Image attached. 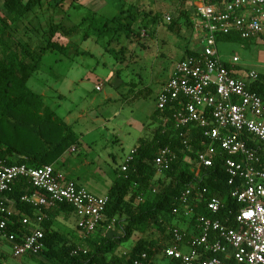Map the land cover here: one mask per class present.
<instances>
[{"label": "built area", "instance_id": "1", "mask_svg": "<svg viewBox=\"0 0 264 264\" xmlns=\"http://www.w3.org/2000/svg\"><path fill=\"white\" fill-rule=\"evenodd\" d=\"M221 3L222 9L212 4L197 7L203 31L201 49L194 51L195 56L176 63L156 95V109L179 103L172 118L185 146L192 127L199 128L209 140L205 150L196 155L198 166H211L218 151L228 155L225 170L233 186L231 197L240 209L234 216V226L218 218L198 216L190 234L173 228L172 240L161 254L179 264H264V168L255 166L259 158L256 149L248 144L264 143V74L249 70L238 75L227 65L236 64L239 58L233 56L228 63L217 47V35L237 34L243 40L264 38V0H221ZM134 152L135 148L122 164V171L127 169ZM175 158V152L164 147L154 162L158 168H167ZM18 179H26L34 188L33 193L23 195L21 200L36 207L39 213L37 219L28 216L20 219L21 225L30 229L20 234L8 231L4 217L11 214L5 193ZM189 193L184 191L180 199L184 218L194 214V209L187 208ZM199 199L212 215L223 204L217 196ZM108 201L107 195L93 194L51 165L33 167L0 160V238L10 244L14 258L37 255L44 248V235L38 227L43 220L42 208L68 204L77 217L78 230L85 235L102 224ZM31 224L38 226L30 228ZM112 224L114 220L107 228ZM79 251L84 250L78 248L72 254ZM133 264H148L146 253Z\"/></svg>", "mask_w": 264, "mask_h": 264}, {"label": "trees", "instance_id": "2", "mask_svg": "<svg viewBox=\"0 0 264 264\" xmlns=\"http://www.w3.org/2000/svg\"><path fill=\"white\" fill-rule=\"evenodd\" d=\"M44 1L46 0H2L5 14L0 16V160L6 164H26L33 167L52 165L76 140L70 126L44 103L41 94L27 85L31 76L39 71L42 57L48 51L64 52L66 46L51 41L48 37L45 46L37 52L30 50L26 44L15 41L9 31L11 22L19 21ZM144 18L145 21L141 20L132 9L121 10L120 15L112 19L117 22V27L105 29L113 31L112 37L116 33L125 32L127 38L133 39L139 30L148 31L151 23L155 21V18ZM136 21L137 31L133 29ZM60 27L59 24L50 26L46 35L54 36ZM168 27L172 29L174 24ZM94 30L97 31V28ZM102 32L103 29L98 30V34ZM244 41L237 34L217 35V42ZM195 55L194 51L187 50L183 58ZM227 67L230 69L229 65ZM178 107L179 103L176 102L172 107L156 109V115L167 119L164 127L159 128L151 138L138 139L132 160L125 171L121 170V166L115 169L116 176L108 189L109 201L103 222L109 224L114 220V225L121 230V234L103 236L100 240L87 244V249L82 248L85 252L72 254L73 250L81 248L79 243L54 248L55 241L64 239L65 234L54 229L53 220L48 217L41 221L39 227L43 230L44 248L38 254L49 249L47 254L57 259L59 264H133L136 258L146 253L148 264H154L153 258L160 255L162 249L171 242V230L179 228L177 224H173L176 216H181L191 224L196 217L205 216L218 218L221 222L234 226V216L240 205L231 197L233 186L229 184V176L225 170L228 155L218 151L211 166L192 168L186 157L195 159L198 152L205 150L209 140L202 135L199 128L192 127L187 137V146L184 145V138L174 128L172 118ZM248 144L256 149L259 158L255 166L264 168V143L249 141ZM164 147L173 150L176 158L167 168H163L164 179L158 180L159 190L149 194L158 172L154 160ZM186 190L190 192L189 202L193 201L195 206L194 214L190 218H184L180 200ZM34 191L26 179H18L11 186V190L5 193L17 210V213L4 216L8 222V231L18 234L22 231L30 232V229L21 225L20 219L24 216L33 219L39 213L36 207L25 203L21 198ZM201 196L221 198L223 204L220 211L212 215L203 200L199 199ZM136 199H139L137 203ZM51 208H55L54 212L73 211L68 204H57ZM174 209H179L178 213H173ZM123 210L126 213L124 218L121 217ZM42 211L47 212L45 208ZM154 226L157 229L164 226L169 233L164 235L165 238H139L129 252H117L118 247L129 240L134 232H145ZM165 259L167 264H179L173 259Z\"/></svg>", "mask_w": 264, "mask_h": 264}, {"label": "rangeland", "instance_id": "3", "mask_svg": "<svg viewBox=\"0 0 264 264\" xmlns=\"http://www.w3.org/2000/svg\"><path fill=\"white\" fill-rule=\"evenodd\" d=\"M138 1L143 2V5H145L144 10L139 11V13L142 14L140 17L141 20H144V13L149 12V8L155 0H46L41 6L35 7L29 14L22 17L19 21L11 22L9 31L13 39L26 44L30 50L39 52V49L45 46L48 37L51 41H55L66 46L64 52L48 51V53L42 57L39 71L33 74L28 80V87L36 93H40L41 90H46L47 101L49 102L47 104L51 107H54V103H52L53 100H59L57 97L53 99V95L56 90L61 91L65 95L64 102H62L61 107L71 108L78 99H85L87 94H91V96L95 99H98L100 94L93 91L92 85L98 79L99 81H103L102 77L108 74V69L102 70L100 67L98 69L99 71H95L94 74L90 71L87 72L86 69H83V72L76 74L74 73L75 70L73 68H69L71 60L70 54L75 51L80 52L91 50V48L95 45H101L103 43L106 45V49L109 52V54H105L107 59H121L123 63L133 60L134 58L125 54L120 56L118 53V56H114L112 52L114 50L116 51L119 46H130L137 38H140V40L145 39V41L147 40L146 42H148V40L152 37L155 39L156 36L151 28L152 26H149L148 31L141 29L137 35L133 34L135 36L133 39L127 38L125 32L116 33L114 37H112L114 34L113 31L106 30L105 28H116L117 22L112 19L119 16L121 10H133L134 6H138ZM133 11L135 12V10ZM4 14L5 10L2 0H0V16H4ZM146 19L149 18L146 17ZM138 20L140 21V19ZM163 23H165L164 25L166 26L169 25V22L167 23L165 20ZM56 24H59L61 27L55 35L52 37L46 35L50 26ZM137 25L138 21L134 22L133 29L136 30ZM164 25H162V28ZM73 26H75L74 30H71ZM94 28H97V31H95ZM101 29H103V32L98 34V30ZM157 40V47L159 50L156 51V44H154V46H152V44L149 45V55L145 57V62L147 61L146 64L143 66L140 64L137 66L132 64L128 67L129 72L124 69L121 70L123 67L119 65L117 69H121L114 72L115 75L123 81L124 85L130 86L129 90L134 92L124 100V110L121 112L122 114L120 117L130 118V120H132V124L146 121L147 116H149L155 109V96L159 92L162 85L169 78V75L172 72V67L179 61L185 49L184 48L182 50L181 48L184 45L181 33L178 34L176 31L167 29L165 31H161ZM142 43L144 44L143 41ZM217 47L219 54L224 61L225 59L231 60L232 56L238 55L239 64L250 70L264 74L263 37L245 40L244 42H219ZM160 52L163 53L162 57L154 55L156 53L160 54ZM83 58L88 62L96 61V57H88L85 55ZM151 63L153 65H151ZM86 77H89V80H87ZM69 78L75 80L77 84H72L71 86L68 85L71 81H69ZM82 78L84 79L83 83L80 82ZM105 85L107 86L106 83ZM65 87L68 89L65 90ZM136 92L139 93L137 94ZM164 122L165 121L161 122L157 130L164 127ZM148 126H151L150 123L147 127ZM74 128H76V126H74ZM157 130L155 129L154 132ZM122 131L124 132V135L122 134L121 137L125 138L123 148L119 145L113 146L112 144L108 146L107 150L109 149L113 151L115 158L114 160L109 157L104 159L108 164L107 168L106 165H104V170L108 169L110 172H113L115 166L120 165L132 150V146L135 143L133 138L136 135L137 128L134 125L124 126ZM154 132L148 131L147 134L145 133V136H147V138H151ZM103 146L104 145L100 144L97 147L99 149ZM121 148L123 150H121ZM74 159L76 160V158ZM186 160L191 163L192 168L197 169L198 165L194 158L187 156ZM72 161L74 162L73 159L70 160V162ZM162 170L163 168H158V172L151 184L149 194H153L159 190L158 180L164 179V172ZM103 187L104 185L101 186V188ZM138 201L139 199H136V203ZM194 207L193 201L190 200L187 208L194 209ZM54 209L51 208L49 210L50 212L47 210L45 213L53 215ZM122 212L121 217L124 218L126 213L124 210ZM72 213L73 211L66 213V221H56L54 227L70 226L71 228L73 225L71 218ZM37 218L38 217H36V219ZM51 219L53 220V218ZM54 220L52 224L54 223ZM182 221L184 223L191 224L188 220L183 219L181 216H176L173 224L180 225ZM121 223H123V220H121ZM70 228L69 231L64 228L61 230L57 228V230H60L61 233L63 232L62 234H65V238L62 240L57 239L55 241L54 248L66 247L73 243H79V247L87 249V244L93 242L94 240H100L103 236L110 237L121 234V230L114 224H112L111 228H107L106 222H103L98 229L91 234L74 235L72 234L73 231ZM74 228L76 227L74 226ZM168 233V229L164 226L160 227V229H157V227L154 226L145 232L136 231L132 235L131 239L127 240V242L124 243L122 247L117 250V252L119 254L129 252L139 238H162L163 235H167ZM7 244L9 245L8 242L0 238V246H3L4 248ZM48 250L49 249H45L40 254L23 256L21 258H14L12 253L8 251V257L11 261L19 262V264H59L57 259H53L47 254Z\"/></svg>", "mask_w": 264, "mask_h": 264}, {"label": "crops", "instance_id": "4", "mask_svg": "<svg viewBox=\"0 0 264 264\" xmlns=\"http://www.w3.org/2000/svg\"><path fill=\"white\" fill-rule=\"evenodd\" d=\"M137 4L138 6H134L133 10H135V13L137 12V16L141 17L142 14L139 13V11H143L145 5H143V2L141 1H138ZM202 4H212L214 6H217L219 9H222L221 0L153 1L151 4L152 6L149 8V12L144 13V17H147L149 19L155 18V21L151 23V28L153 29V31H155V39L152 37L150 40H148V42H146L147 40L145 41V39L140 40V38H137L132 42L130 46H119L116 51L114 50L112 52L114 56H118L119 53L120 56L125 54L131 58H134L127 63H123L121 59H107L105 57V54H109V52L106 49V45L103 43L101 45H95L93 48H91V50L80 52L75 51L70 54L71 60L69 68H73L75 70L74 73L78 74L83 72V69H86L87 72L90 71L94 74V72L99 71L98 69L101 67L102 70L108 69V74L102 77L103 81H99L98 79L92 85L93 91L100 94V97L98 99H95L93 96H91V94H87L85 99H78L71 108L61 107L62 102H64L65 95L59 90H56L53 95V99H55L56 97L59 98V100L52 101V103H54V107H51L47 104L49 102L47 101L46 90H41V92L39 93L43 96L44 103L48 105L53 110V112L58 117H60L68 126H70L76 137L75 142L62 154V156L54 164L51 165L56 171L62 173L67 179L75 181L77 184L83 186L85 189L95 195H107L108 189L116 176L115 169L122 166V164L128 157L127 156L120 165H116L113 172H110V170L108 169L104 170V165H106V168L108 166L107 162H105L104 159L109 157L114 160L115 158V154L113 153V151L109 149L107 150L108 146L112 144L113 146L119 145L123 148L125 138L121 137L122 134L124 135L122 128L124 126L131 125H134L137 128L136 135L133 138V140H135V143L132 146V149H134L138 142V139L144 137L147 138V136H145V133L147 134L148 131L154 132L155 129L157 130L158 126H160L161 122L165 121V118H161L160 116L156 115V103L155 109L150 113L149 116H147L146 121L132 124V120H130V118H120L122 114L121 112L124 110V100L134 92H131L129 90L130 86L124 85L123 81L117 75H115L114 72H117L121 69H117L119 65L123 67L121 70L124 69L125 71L129 72L128 67L132 64H134L135 66H137L138 64L142 66L146 64L147 61L145 62V57L149 55V45L152 44V46H154V44H156V51H158V35L161 31H165L166 29L176 31L178 34L181 33V37L184 42V45L181 48L182 50L184 48L185 49L179 61L184 57L187 50L199 51L201 49L200 36L202 35L203 31L201 29L202 21L200 20V17L198 16L196 10L197 7ZM167 17L169 18V20H167ZM164 20L167 23L169 22V25L174 24V28L171 29L168 27L169 25H164ZM162 25H164L163 28ZM142 41L144 42V44H142ZM85 55H87L88 57H96V61H86L83 58ZM154 55L162 57L163 53L160 52V54L156 53ZM234 56L238 57V55ZM225 61L228 63L231 62V60L227 59H225ZM238 62L234 65H230V68L234 70L238 75H242L250 70L247 67L239 64ZM152 63L151 65H153ZM175 65L172 67L171 71H173ZM86 79L89 80V77H86ZM69 81L70 82L68 85L70 86L72 84H77V82L72 78H69ZM80 82L83 83L84 79L82 78ZM105 83L107 84V86L105 85ZM64 89L66 90L68 88L65 87ZM149 123L151 126L147 127ZM74 126H76V128H74ZM100 144L104 146L98 149L97 146ZM122 148L121 150H123ZM74 158H76V160ZM71 159H73L74 162H70ZM102 185H104L103 188H101ZM5 198L7 207L11 211V213H17L13 201L7 196H5ZM45 210H48V212H50V207H45ZM55 211L56 212H53V215H49L42 211L44 219L48 217L53 218V220L55 219L53 227L56 221H66V212H62L59 210ZM71 218L73 225L71 226V228L70 226L68 227L73 231L72 234L83 235L76 226L77 217L75 216L74 212L71 214ZM35 225L36 224H31L30 228L38 226ZM40 225L38 227H40ZM192 225L193 224L184 223L182 221V223L178 225V227L185 231L187 234H190L193 230ZM74 226L76 228H74ZM61 227L62 226H56L54 228H59L60 230L64 228L69 231L68 227ZM162 237L165 238L164 235ZM126 242L127 241L123 242L118 247V250ZM8 251H10L11 253L10 244H7V246L4 248L3 246H0V264H19V262H14L9 259ZM152 261L154 264H167V260L162 256V254L157 255L155 258H153Z\"/></svg>", "mask_w": 264, "mask_h": 264}]
</instances>
